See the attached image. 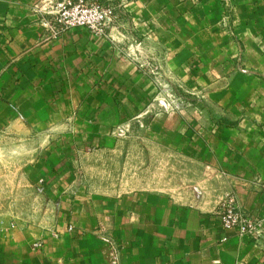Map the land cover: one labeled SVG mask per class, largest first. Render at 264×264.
<instances>
[{"label":"crops","instance_id":"0c3cea01","mask_svg":"<svg viewBox=\"0 0 264 264\" xmlns=\"http://www.w3.org/2000/svg\"><path fill=\"white\" fill-rule=\"evenodd\" d=\"M56 1L0 0V264H264L218 214L264 225V0H117L52 40ZM148 58L196 105L156 107Z\"/></svg>","mask_w":264,"mask_h":264},{"label":"built area","instance_id":"2783aa9c","mask_svg":"<svg viewBox=\"0 0 264 264\" xmlns=\"http://www.w3.org/2000/svg\"><path fill=\"white\" fill-rule=\"evenodd\" d=\"M121 11V4L117 0H58L44 13L42 24L46 37L52 40H57L64 32L76 27L105 33L118 22ZM163 104L166 106V103ZM174 108L179 109V103ZM261 186L264 190V183ZM233 203L234 200L230 199L218 210L224 226L235 228L241 234L252 235L256 240L263 239V221L246 214Z\"/></svg>","mask_w":264,"mask_h":264},{"label":"rangeland","instance_id":"374dc122","mask_svg":"<svg viewBox=\"0 0 264 264\" xmlns=\"http://www.w3.org/2000/svg\"><path fill=\"white\" fill-rule=\"evenodd\" d=\"M145 63L146 64H144V68L147 69L148 74L160 79V81L163 79L165 80V74H163L164 68L161 67L159 61L153 60V58H148L145 60ZM164 82H166L165 86L160 87V91L157 95V98L159 99L155 104L156 107H162L164 105L163 103H166L167 108L175 110V104L179 103V109L183 110L184 108H190L196 105V101H198L199 98L197 94L192 93V91L184 87L175 88L174 86L169 85L168 77ZM28 155L32 156V153H28ZM26 187L27 186L24 182L23 199L20 202L23 213L31 211L32 207L36 206L38 202L40 203V201L35 199V194H29L26 192ZM35 188L36 190H39L40 186L36 185Z\"/></svg>","mask_w":264,"mask_h":264}]
</instances>
